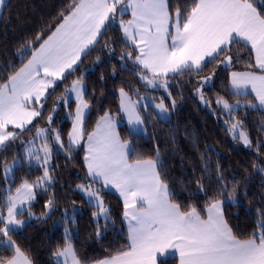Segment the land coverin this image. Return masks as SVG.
Segmentation results:
<instances>
[{"label":"snow or ice","instance_id":"6c2138e0","mask_svg":"<svg viewBox=\"0 0 264 264\" xmlns=\"http://www.w3.org/2000/svg\"><path fill=\"white\" fill-rule=\"evenodd\" d=\"M4 6L5 0H0V9ZM129 12L131 18L123 19ZM113 26H118L124 42L131 45V50L118 57L121 69L131 70L127 63L131 61L132 67L137 69L134 74L146 88L167 91L170 78L193 71L199 75L209 64L230 66L233 58L227 53L237 39L251 45L256 67L264 71V0L259 3L254 0H191L189 6L174 9L170 0H73L69 12L61 13V22L50 35L45 38L37 34L34 40L21 46L18 55L27 58L26 63L22 60V66L0 83V151L25 131H31L29 125L36 127L33 121L42 117L45 102L54 93L56 82L65 78L67 70H74L81 55L99 43L98 38ZM103 47L110 54L114 51L107 42ZM97 62H100L99 56ZM215 74L213 71L197 82L196 94L207 106L211 102L203 95V88L212 83ZM230 84L235 95H240L241 90L247 95L250 85L257 103L249 101L244 106L264 110V75L232 71ZM49 89H53V93H49ZM118 91L120 111L127 117L130 130L138 134V126L145 122L139 101H134L124 87ZM65 93L53 104L47 116L48 126L37 128L35 135L23 142L28 145L25 151L29 164L35 161L43 171L33 181L23 180L15 193H9L4 208L0 209V237L7 238L0 242L14 250L11 257L0 258V264H33L15 245L10 233L27 223L18 216L25 212L29 219L35 216L31 203L36 199L37 190L47 192L53 184V145L70 161L72 152L84 140L85 118L91 102L86 99L83 76L72 81ZM134 94L139 96V89ZM168 95L170 97L171 93ZM72 98L76 107L74 113H69L72 127L65 144L61 132L52 127L53 114L61 102L68 107ZM215 103L227 114L229 119L225 123L229 124L227 131L233 139L251 147L252 141L242 130V121L235 118L240 101L231 104L225 97L218 96ZM147 107L145 104L144 108ZM154 107L162 119L167 117L169 108L163 101ZM175 107L173 99L172 109ZM116 128V118L106 111L97 120L95 129L87 133L83 158L87 182L78 184L77 189L95 209L92 216L97 239L103 235L102 228L107 231L108 225L114 223L102 190L113 188L119 193L123 199L122 219L127 224L129 244L126 249L91 264H166L170 250L178 253L179 264H264V220L259 224V236L253 233L247 239H239L224 217L225 203L237 201L239 182L227 181L217 164L214 174L219 190L208 200L204 209L206 216L194 205L182 209L181 204L174 202V193L159 170L162 166L159 152L157 159L130 160L134 149L129 141L121 140ZM262 146L264 144L258 143L257 151ZM18 166L22 167V163L16 159L12 164L3 163V178L7 181ZM253 167L264 173V167L255 163ZM204 171H209L207 160ZM96 184L100 187H94ZM196 184V192L207 195L201 180ZM54 204V197L50 196L44 207L51 210ZM257 211L264 216V210ZM46 215L47 212L36 218ZM53 255L63 258V264H86V258L82 260L78 256L67 228L63 247H58Z\"/></svg>","mask_w":264,"mask_h":264},{"label":"trees","instance_id":"16d2710c","mask_svg":"<svg viewBox=\"0 0 264 264\" xmlns=\"http://www.w3.org/2000/svg\"><path fill=\"white\" fill-rule=\"evenodd\" d=\"M259 3L260 0H254ZM73 0H8L0 17V83L7 80V76L26 63L27 58L18 55L21 46L27 41L34 40L37 34L46 38L61 22V13L67 14ZM173 9L191 4V0H170ZM129 13L125 16V20ZM99 43L86 50L81 56V61L74 70L60 80L55 91L47 99L42 117L38 118L31 131H25L10 145L0 151V209L4 208L9 193L27 179L35 180L42 175V168L35 164L23 161L22 167L14 171L15 179L7 189V181L3 178V163H7L17 156H22L25 146L24 141L30 140L35 135V130L47 126V116L58 98L65 95V89L70 87L72 81L83 76L87 96L91 102L85 118V138L87 133L94 129L100 116L106 111L115 116L118 131L123 140L133 145L134 151L130 153V160L136 158L157 159L162 162L160 171L169 189L174 193V202L181 204L182 209L194 205L205 214L208 200L219 190L216 183L215 168L219 164L223 175L229 182H239L241 185L237 193V201L226 202L224 215L234 234L239 239H247L255 233L260 234L259 224L264 216L257 211L264 210V173L253 167H264V146L257 151V144H264V110L245 107L249 101L257 103L253 94L235 95L230 88L232 71L257 70L255 53L251 47L239 40L233 42L227 53L233 58L231 66L222 67L209 64L197 75L195 71L185 73L169 79L168 88L171 96L156 97L163 101L169 108L170 116L162 119L154 109L146 110L141 106L144 119V132L134 134L130 131L119 111V88L124 87L132 96L137 89L139 94H151L153 90L146 88L138 75L137 69L128 61V68L122 70L118 57L122 52L131 50V45L124 42V37L118 26H113L107 33L98 38ZM105 42L112 45L114 51L110 54L103 46ZM38 46V44H36ZM100 62H97V57ZM215 71L214 81L203 89V94L210 106L202 104L196 88L200 77L207 76ZM115 73V74H113ZM103 76V79H101ZM137 96V95H136ZM218 96L236 102L240 101L241 107L235 117L243 120L247 127L251 147L242 145L238 139H233L227 131L225 120L228 116L215 103ZM176 107L172 109V100ZM75 101L71 100L68 107L60 103V108L53 115L55 127L67 144V134L71 131L72 117ZM85 145L82 143L72 152L69 161L63 151H57L53 145L52 166L54 181L47 192L37 190L36 199L31 204L35 218L27 220L23 228L11 232V238L33 261V264H57L53 253L58 247H63L65 242V229L72 237V243L78 256L86 264L114 255L120 249H126L128 233L122 219L123 202L115 193L102 190L104 199L110 208L114 223H110L107 231L103 228L100 239L95 236L96 223L91 207L85 197L77 190V185L87 182L86 167L84 164ZM205 160L208 161L209 171L205 172ZM201 180L207 195L197 193L196 181ZM97 185V184H96ZM54 197L55 204L49 214L41 219L42 213L47 212L44 207L48 198ZM75 209V211H74ZM6 214V210H5ZM27 212L23 216L25 217ZM28 217V216H27ZM101 219L100 224L103 225ZM0 237V241L6 240ZM14 255V250L6 243L0 242V258H9ZM166 264H179L177 256L167 257Z\"/></svg>","mask_w":264,"mask_h":264},{"label":"rangeland","instance_id":"374dc122","mask_svg":"<svg viewBox=\"0 0 264 264\" xmlns=\"http://www.w3.org/2000/svg\"><path fill=\"white\" fill-rule=\"evenodd\" d=\"M7 1L8 0H5V4L7 3ZM4 8V7H3ZM3 8L2 9H0V17H1V14H2V11H3ZM125 16H127V14L125 15ZM125 16L123 17V19L125 18ZM79 63V62H78ZM77 63V64H78ZM232 65V64H231ZM230 65V66H231ZM77 66V65H76ZM75 66V67H76ZM222 67H225L224 65H221ZM74 66H73V69L75 68ZM71 70H67L66 72H65V75L68 73V72H70ZM62 80V79H61ZM60 81V80H59ZM59 81H57L56 82V84L59 82ZM213 81H214V76H213V79H212V83H213ZM211 83V84H212ZM210 84V85H211ZM55 86L56 85H54V88H55ZM207 86H209V85H206L205 87H207ZM199 87V86H198ZM204 87V88H205ZM147 88H149V89H151V90H153L152 92H151V94H139V96H136L135 94H133L131 97H132V99L134 100V101H139V103L140 104H143V108H144V105L145 104H148V107H147V109L146 110H148L149 111V109L151 108V109H154V111H155V113L159 116V117H161L160 116V114H159V110L158 109H156L155 107H154V105L155 104H157V103H160L161 101H158L157 99H156V97H164L165 95H168V93L170 92L169 91V89L167 90V91H165L163 88H156V89H153V88H150V87H147ZM203 88V89H204ZM51 91H53V89H49V93L51 92ZM204 95V94H203ZM205 96V95H204ZM255 96V95H254ZM140 97H146L147 99H143V100H141L140 99ZM199 97V96H198ZM205 98H206V96H205ZM72 99H74V98H72ZM200 99V98H199ZM207 99V98H206ZM208 100V99H207ZM228 100V99H227ZM201 101V100H200ZM229 101V103H231V104H235V102H233V101H230V100H228ZM202 104H204L203 102H202ZM241 104V103H240ZM60 108V105H59V107H58V109ZM57 109V110H58ZM222 110V109H221ZM223 111V110H222ZM170 112V111H169ZM87 113H88V111H87ZM54 115V114H53ZM86 116H87V114H86ZM170 116V113H168L167 114V117L166 118H168ZM236 119H238V120H240V121H242V130L243 131H245L247 134H248V136H249V138H250V135H249V132H248V129H247V127L243 124V120L242 119H240V118H237V117H235ZM38 119V118H37ZM165 119V118H164ZM36 120H34L33 121V124H34V122H35ZM123 122H125L124 120H123ZM31 125H29L28 127H30ZM48 126V125H47ZM47 126H44V127H47ZM226 126L227 127H229V124H226ZM44 127H40V128H44ZM139 128H141V127H139ZM141 131H139V133L140 132H144L143 130H145V129H143V127L140 129ZM92 131V130H91ZM90 131V132H91ZM131 131V130H130ZM132 132V131H131ZM35 133H36V130H35ZM230 136L233 138V136H232V134L230 133ZM122 139V138H121ZM84 140H85V137H84ZM84 140H82L81 142H80V145L79 146H81L82 145V143H84ZM123 140V139H122ZM239 140V139H238ZM242 145H244L241 141H239ZM37 143H39L38 141H37ZM130 143V142H129ZM131 144V143H130ZM28 146V145H27ZM27 146H25V148H24V151H23V154H22V156H17V157H15L14 159H16V160H20L21 161V163L23 164V161H26L27 162V164H29V162H28V160H27V158H26V151H25V149H26V147ZM131 146H132V149H133V145L131 144ZM245 146V145H244ZM14 159H12V160H10L9 162H7V164H12V162H13V160ZM129 159H130V156H129ZM31 164H35V165H37L36 164V162L35 161H32V163ZM16 170V169H15ZM14 170V171H15ZM14 179H15V176H14V173L12 174V176L7 180V189L9 190L10 189V184L14 181ZM94 187H97V188H99L100 187V185L99 184H97V185H94ZM78 190V189H77ZM79 191V190H78ZM80 192V191H79ZM81 193V192H80ZM83 196H84V194L83 193H81ZM102 194V193H101ZM102 196H103V194H102ZM85 197V196H84ZM103 198H104V196H103ZM85 199L87 200V198L85 197ZM105 200V199H104ZM88 201V200H87ZM105 203H106V201H105ZM106 206H108L107 205V203H106ZM32 211V210H31ZM50 211L51 210H48L47 209V214H49L50 213ZM33 212V211H32ZM34 214H35V212H33ZM36 216V215H35ZM35 216L33 217V218H31V219H34L35 218ZM25 218H27V220H31V219H29V217H27V215L25 216ZM56 259H57V261H59V264L60 263H63V258H57V257H55Z\"/></svg>","mask_w":264,"mask_h":264},{"label":"crops","instance_id":"0c3cea01","mask_svg":"<svg viewBox=\"0 0 264 264\" xmlns=\"http://www.w3.org/2000/svg\"><path fill=\"white\" fill-rule=\"evenodd\" d=\"M131 18V15H130V12H129V17H128V19H130ZM237 40H239V39H237ZM239 41H241V42H243V43H245V44H247V45H249L250 47H251V45L250 44H248L246 41H243V40H239ZM169 43H171V40L169 39ZM83 55V54H82ZM81 55V56H82ZM76 65H74V67H75ZM236 72H253V73H255L256 75H264V71H261L259 68L257 69V70H237ZM230 88H231V84H230ZM231 90L234 92V90L231 88ZM247 93L249 94H253V95H255V93L254 92H252V90H251V86L249 85L248 86V88H247ZM241 94H244V90H241ZM141 106H143V104H140L139 103V110H140V113H141ZM119 111H120V103H119ZM120 116H121V118L125 121V123H126V125L128 126V128L130 129L131 128V126L127 123V117L125 116V114L124 113H122L121 111H120ZM141 116H142V113H141ZM115 117V116H114ZM116 118V117H115ZM118 123H119V121H118V119L116 118V125H117V128H116V130H117V132L119 133V131H118ZM138 127H143V129H144V124L143 125H139ZM141 128H139V129H141ZM94 129H95V127H94ZM93 129V130H94ZM92 130V131H93ZM91 131V132H92ZM141 131V130H140ZM144 131V130H143ZM140 133H142V132H140ZM121 138V137H120ZM122 140V139H121ZM86 141H87V137L85 138V140H84V145H85V149H86ZM123 141V140H122ZM130 146H131V144H130ZM131 148H132V146H131ZM86 154V153H85ZM106 190H109V191H112L113 193H115L117 196H119V198L122 200V202H123V199H122V197H120V195H119V193L115 190V189H113V188H108V189H106ZM170 190V189H169ZM15 193V192H14ZM32 203H33V201H32ZM31 203V204H32ZM29 206L28 205H25V208H28ZM223 211H224V208H223ZM205 216H206V212H205V214H204ZM224 217H225V215H224ZM18 219H22V220H25L26 222H27V218H25V217H20V216H18L17 217ZM125 225H126V228H127V224H126V222H125ZM18 229H20V228H18ZM169 256H177L178 258H179V255H178V253H175L174 252V250H170V254H169ZM168 256V257H169ZM55 262L58 264V261H57V259L55 258ZM60 264H63V263H60Z\"/></svg>","mask_w":264,"mask_h":264}]
</instances>
